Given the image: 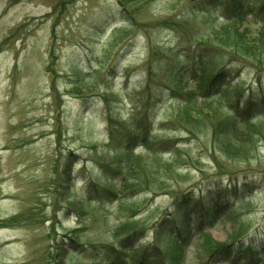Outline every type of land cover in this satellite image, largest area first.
<instances>
[{"label": "rangeland", "instance_id": "obj_1", "mask_svg": "<svg viewBox=\"0 0 264 264\" xmlns=\"http://www.w3.org/2000/svg\"><path fill=\"white\" fill-rule=\"evenodd\" d=\"M208 7L209 0H0V264H104L118 214L113 204L100 213L84 186L104 181L97 162L116 164L106 150L109 122L119 129L126 117L132 128L149 125L156 142L189 147L182 128L166 127L172 108L162 114L165 104L158 101L174 67L192 61L201 51L197 43L212 35L217 21ZM239 27L229 33L233 47H244V38L245 48L264 41L253 23ZM220 51L230 59L228 50ZM237 61L249 86L264 85V70L246 57ZM148 72L152 81L145 89ZM259 130L255 142L250 136L238 141L236 134L229 136L235 144L224 145L232 155L244 147L246 161L217 152L213 160L211 143L200 136L199 145L186 150L201 152L200 171L175 175L165 167L168 180L146 179L144 205H150L152 221L173 209L165 190L197 194L248 183L254 193L241 209L256 210L259 223L264 147L252 150L261 135L264 140V128ZM150 217H144L146 225ZM228 228L214 230V238L223 240ZM197 258L189 252L187 264Z\"/></svg>", "mask_w": 264, "mask_h": 264}, {"label": "trees", "instance_id": "obj_2", "mask_svg": "<svg viewBox=\"0 0 264 264\" xmlns=\"http://www.w3.org/2000/svg\"><path fill=\"white\" fill-rule=\"evenodd\" d=\"M259 1L261 2V6L264 7V0ZM230 7L231 8L228 9L227 21L221 24L217 22L214 23L213 27L210 29V33L212 35H210L207 40L204 39L203 42L215 47L216 50H219L221 48L227 49L237 57H246L254 65L264 67V41H260V43L256 44L255 47L248 46L247 48H245V45H248V43L244 38V41L246 42L244 43V47L238 49L233 47L229 35V33L235 34L232 31L235 30L236 32V30L240 29V24H245L246 22L250 21L254 25H256L255 30H258L259 33L264 35V17H255L256 14L253 10L251 11V9L248 10L233 5H231ZM208 14L211 15L210 12H208ZM239 33L242 36V32L239 31ZM246 54H248L249 56ZM201 64L202 63L200 62V65ZM201 72V74L197 73L196 78H193L191 80L190 90L193 91L188 92H186L187 90H185V85L186 83H188L185 81V75L174 74L168 77V80L172 84V88L177 94L185 92L183 95H181L180 99L173 98V96L171 97L172 99L170 100V102L174 100L176 102L174 109H172L171 111L172 118L175 119L178 125L187 127L189 132L196 131L197 129L210 131L211 139L213 138V149L220 150L227 158L238 159L239 157H241L242 159H245L250 155V153L249 151H246L244 147H241V151L244 152L246 157H244V154L242 152H239L241 153V155L238 153L232 155L230 151L226 147H224V145L231 143L235 144V139L240 141L239 139L245 136H250L251 139L255 142V139H257L256 137H258L260 134H263V132L259 130V127H264L255 124V120H249L247 121L248 123L245 124L240 123L237 127V119L235 118H238L240 116L245 119L249 116L250 112H232L226 108L227 111H225L224 113L222 110L224 108L223 104L225 101H227L226 98L231 88L229 86L234 85L235 94H238L239 85L232 84L228 80H226L225 74L222 72L213 73L209 75L208 79L205 78L208 70H201ZM260 122L261 124H263L264 118H262ZM195 123H197V125H201V127L192 129V127L190 126L194 125ZM247 125H255L258 127L256 128L255 126H251L253 127L251 128L247 127ZM236 134L239 135L235 139L229 137L232 135L236 136ZM109 137L110 143L107 146L109 148L108 154L116 155L115 158L117 159H115V162L117 164L118 173H122V176L120 182H115V180H112V182L108 186H106L107 190L109 192H112L116 196L120 195V206L123 205L121 208L122 212H124L125 209L129 206L140 208L136 199L124 198V196L127 194L133 195L134 192L141 189L147 190L148 186L145 185L147 183L146 179L157 180L159 178H165L168 180L167 174L162 168L163 164H161V157L158 155L152 157L149 160H146L141 155H134L130 149H127L123 152L122 149H119L118 139H114L113 132H110ZM259 138L260 139L256 141L252 150H257V146L261 145V143L264 145V140L261 139L262 135ZM172 161L173 162L167 163V165L171 166L173 164L183 162L181 157L175 158ZM170 179L171 177L169 178V180ZM172 179H176L175 176H173ZM87 193L89 194V190H87ZM121 211H119V215H121ZM231 213L228 218L231 221V232L227 236L229 240L233 242L239 239L243 234H245V231H247L249 228V224H247L248 222H246L245 219L235 217L232 218ZM234 214L236 215L237 212L235 211ZM141 218L144 219V216L136 217L135 219L137 220V222H134L140 224L139 222L143 220ZM177 222H180V220L176 217L175 223L178 224ZM132 231L133 229H130L129 226H126L123 232H120L119 235H130ZM202 238V246L204 244V246L202 247V251H204L206 255H209L211 240L205 233ZM219 245L220 243H218V246Z\"/></svg>", "mask_w": 264, "mask_h": 264}]
</instances>
